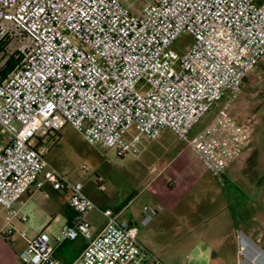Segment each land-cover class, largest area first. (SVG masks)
Instances as JSON below:
<instances>
[{"label":"built area","instance_id":"obj_1","mask_svg":"<svg viewBox=\"0 0 264 264\" xmlns=\"http://www.w3.org/2000/svg\"><path fill=\"white\" fill-rule=\"evenodd\" d=\"M182 34L191 43L179 54ZM0 45L14 46L15 63L0 76V208L25 222L15 205L33 186L66 193L75 219L56 241L86 242L73 264H131L143 248L138 227L111 209L92 234L85 216L97 206L45 161L47 136L69 126L122 158L167 130L214 178L248 147L251 129L227 105L195 128L264 59V0H0ZM162 211L142 206L139 226ZM49 239L27 241L19 262L61 264Z\"/></svg>","mask_w":264,"mask_h":264},{"label":"crops","instance_id":"obj_2","mask_svg":"<svg viewBox=\"0 0 264 264\" xmlns=\"http://www.w3.org/2000/svg\"><path fill=\"white\" fill-rule=\"evenodd\" d=\"M2 55L3 51L0 58ZM6 73L5 67H1L0 76ZM160 138L169 139L170 145L158 144L151 151L148 156L158 160L140 180L142 190L153 192L132 193L112 202L110 197L97 196L84 187L85 195L97 206L85 216L92 234L97 235L104 227L101 211L111 209L119 213L120 219L138 227L137 240L142 231L145 233L143 241L138 240L143 256L131 264H154L153 258L158 257L162 260L160 264H264V207L256 206L250 192L218 194L208 190L203 182L207 172L198 158L171 132L162 131L156 140ZM147 147L142 144L141 151H147ZM196 187L199 192L193 193ZM67 200L66 193L52 190L48 183L41 190L33 186L21 198L15 208L19 216L26 217L25 222L28 221L25 214L31 217V228L36 232L29 239L25 237L20 252L27 241L45 233L53 240L49 245L61 264L77 260L86 246L85 240L78 237L73 241H56L62 226L71 225L75 219ZM157 204L163 206V211L148 226H139L142 206ZM166 211L171 215L170 223L162 220ZM0 264L21 263L17 255L0 256Z\"/></svg>","mask_w":264,"mask_h":264},{"label":"rangeland","instance_id":"obj_3","mask_svg":"<svg viewBox=\"0 0 264 264\" xmlns=\"http://www.w3.org/2000/svg\"><path fill=\"white\" fill-rule=\"evenodd\" d=\"M190 43L191 38L182 34L177 38L172 49L181 54ZM3 51L0 64L6 62L13 54L14 46H8ZM224 105L228 106V115L232 120L249 125L251 135L248 147L229 166L223 177L214 178L207 173L203 182L208 186V190L218 194L227 191L250 192L255 197L256 206L264 207V59L249 74V78L239 92L225 96L195 129L199 130L207 125ZM156 141L144 139L142 144L148 146L147 151H141V144L138 146L140 150L138 155L129 153L119 158L114 149L90 146L79 133L66 126L58 133H52L44 139V146L47 148L45 161L66 180L79 182L86 191L97 196L106 195L115 202L132 193L153 192L151 189L142 190L143 186L140 184V180L150 173L158 160V157L148 155L157 148L158 144L170 145V140L166 138ZM151 175H154V172ZM224 176L227 178L225 179ZM97 177L103 181L100 190L96 183ZM198 192L199 187H196L193 193ZM163 215L162 220L170 223L172 218L169 212L166 211L162 213ZM25 216L28 220L25 223H20L16 218L8 222L5 212L0 208V256L9 258L17 256L25 241L22 235L29 239L35 234L36 231L31 228V217L27 214ZM8 232L11 234L9 238L6 236ZM144 238L145 233L142 231L138 240L142 242ZM49 244H53L52 239H49ZM156 260L159 263L162 261L159 257Z\"/></svg>","mask_w":264,"mask_h":264},{"label":"trees","instance_id":"obj_4","mask_svg":"<svg viewBox=\"0 0 264 264\" xmlns=\"http://www.w3.org/2000/svg\"><path fill=\"white\" fill-rule=\"evenodd\" d=\"M3 47L4 46H0V53L3 51ZM14 60H13V58H12V56H10L8 59H7V61L5 62V69H6V71L8 72V71H10L12 68H13V66H14Z\"/></svg>","mask_w":264,"mask_h":264}]
</instances>
